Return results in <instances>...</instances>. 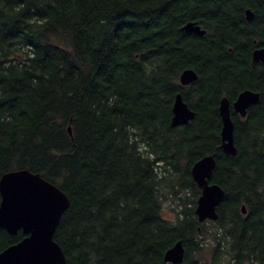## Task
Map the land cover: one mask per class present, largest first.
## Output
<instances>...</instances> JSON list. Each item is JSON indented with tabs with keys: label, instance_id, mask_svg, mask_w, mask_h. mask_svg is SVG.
<instances>
[{
	"label": "trees",
	"instance_id": "trees-1",
	"mask_svg": "<svg viewBox=\"0 0 264 264\" xmlns=\"http://www.w3.org/2000/svg\"><path fill=\"white\" fill-rule=\"evenodd\" d=\"M190 21L206 33L184 30ZM257 47L264 0H0V178L28 169L67 194L54 234L66 264H172L178 240L182 264H264ZM186 69L198 78L185 86ZM246 89L260 100L245 117L232 109V156L219 107ZM178 93L195 117L174 127ZM210 154L225 191L212 228L195 213L191 175ZM169 193L190 200L176 221L163 216ZM24 236L0 228V252Z\"/></svg>",
	"mask_w": 264,
	"mask_h": 264
},
{
	"label": "water",
	"instance_id": "water-1",
	"mask_svg": "<svg viewBox=\"0 0 264 264\" xmlns=\"http://www.w3.org/2000/svg\"><path fill=\"white\" fill-rule=\"evenodd\" d=\"M246 16L248 19L253 18L251 9L246 10ZM183 29L197 35L206 33V30L194 21L186 23ZM253 60L264 63V47H257L253 51ZM197 78L198 75L193 69H186L180 75V82L186 86ZM259 100L260 93L250 89L240 92L232 104L227 97L222 98L219 107L222 119L220 147L226 154H237L232 109L241 117H245L248 109ZM194 117L195 112L182 94L178 93L173 104L172 125H186ZM69 131L71 132V127ZM216 164L215 155L210 154L196 161L191 169L192 178L201 189L195 209L200 223L218 220V207L225 196L224 189L211 182ZM0 194V228L11 235L20 230L25 235L19 242L0 252V264H66L65 254L54 239V234L62 215L70 205L67 194L40 174L28 169L4 173L0 178ZM242 211L247 212L244 205ZM164 259L172 264H182L185 259L183 241L178 240L170 247Z\"/></svg>",
	"mask_w": 264,
	"mask_h": 264
},
{
	"label": "rangeland",
	"instance_id": "rangeland-1",
	"mask_svg": "<svg viewBox=\"0 0 264 264\" xmlns=\"http://www.w3.org/2000/svg\"><path fill=\"white\" fill-rule=\"evenodd\" d=\"M183 196V199H180L178 197V194L169 193L163 203L164 209H163V216L166 217V219H169L171 221H176L179 211L182 208V203H187L189 205L188 199H186L185 193L181 194ZM209 228H212L213 225L211 222H207ZM211 236H208L210 238ZM209 246L206 247V253L203 259L210 256V245L211 241L208 242Z\"/></svg>",
	"mask_w": 264,
	"mask_h": 264
},
{
	"label": "flooded vegetation",
	"instance_id": "flooded-vegetation-1",
	"mask_svg": "<svg viewBox=\"0 0 264 264\" xmlns=\"http://www.w3.org/2000/svg\"><path fill=\"white\" fill-rule=\"evenodd\" d=\"M198 217V216H197ZM207 221H210V220H206V221H204V222H207ZM212 221V220H211Z\"/></svg>",
	"mask_w": 264,
	"mask_h": 264
}]
</instances>
